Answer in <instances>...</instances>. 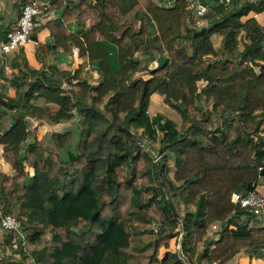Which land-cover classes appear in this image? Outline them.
Returning a JSON list of instances; mask_svg holds the SVG:
<instances>
[{
	"label": "trees",
	"instance_id": "16d2710c",
	"mask_svg": "<svg viewBox=\"0 0 264 264\" xmlns=\"http://www.w3.org/2000/svg\"><path fill=\"white\" fill-rule=\"evenodd\" d=\"M191 4L136 0L123 11L114 0H81L64 10L60 23L47 24L54 45L46 46L69 53L79 48L98 83L84 77L83 65L74 75H57L72 76L69 90L47 72L31 81L21 71L16 96L0 95V144L20 178L3 175L0 205L27 234L35 231L32 243L46 239L32 253L36 264H149L153 257L157 264H232L242 253L264 251V226L249 229L245 211L232 200L264 175V24L254 17L264 11V0L213 17L202 28ZM71 22L88 24L86 33L70 30ZM214 36L222 38L220 48ZM181 39L190 41L191 53L178 46ZM146 70L149 78L138 76ZM157 94L181 115L180 129L150 116ZM31 121H76V151L62 157L67 134L54 133L51 149L32 142ZM169 158L176 166L172 179ZM178 199L186 213H167ZM164 213L158 239L154 226ZM216 224L222 227L218 239L209 237ZM11 241L5 235L2 249ZM27 257L12 252L0 264H28Z\"/></svg>",
	"mask_w": 264,
	"mask_h": 264
},
{
	"label": "crops",
	"instance_id": "0c3cea01",
	"mask_svg": "<svg viewBox=\"0 0 264 264\" xmlns=\"http://www.w3.org/2000/svg\"><path fill=\"white\" fill-rule=\"evenodd\" d=\"M56 0H0V95L4 96H16L17 86L21 84V82L17 79L22 78L21 71L29 74V78L31 81L36 79L41 73L47 72L49 76H51L55 81L60 80L63 83V88L71 89L72 86L67 82L71 80L70 76H61L59 78L57 75L61 72H71V75H74L76 70L80 66H84L83 75L86 79L89 80L91 84H96L100 77L97 71H95V67L92 70L87 71V64L89 63L87 58H83L79 54V48L73 47L72 52L64 51L62 48L57 49H49L46 44L54 45L52 39L50 37V30L47 28V24L49 22L54 21L55 23H60L63 19V13L66 8H72L73 5L78 4L81 0H62V7L56 9L54 11L42 12L40 15L39 22V32L34 35V40L27 44L24 47H21L19 50L5 54L2 52V45L7 41L8 32L15 26L17 20L21 16L22 8L27 3H36L40 7L50 6ZM92 2H96L97 0H88ZM119 7L121 5H128L131 7L136 0H114ZM161 4L164 6H172L175 3V0H159ZM254 0H235L231 5H223V8L220 12H216L213 7H220L221 4L218 3V0H204L208 7L210 8V14L208 18L212 17H220L224 14L226 10L233 7L237 8L240 5H244L248 2H253ZM202 2V0H201ZM193 3V2H192ZM129 7V8H130ZM127 8V9H129ZM217 13V14H216ZM227 13V12H225ZM257 14V19L259 22L264 24V11ZM254 14V15H255ZM206 17V16H205ZM263 17V19H262ZM204 18V17H203ZM195 19L200 22L198 18ZM134 27L139 26V22L135 21L132 24ZM88 24L85 28H81L78 23L71 22L68 24V28L73 32L81 31L82 34H85L88 28ZM156 30V31H155ZM151 31L152 36L157 34V29L154 23H151ZM222 41V39H220ZM192 52V51H191ZM117 57L116 51L113 50L111 53V62L116 64ZM117 65V64H116ZM76 83V82H74ZM157 97H153L152 99H158L160 97L158 94ZM165 99V98H164ZM151 100V103L152 101ZM10 122L6 123V119L4 121L5 126H9ZM3 155V145L0 144V166H4L3 170H0L2 176L7 175L11 176V173H8L6 169H11V165L7 164ZM264 168V166H263ZM262 170V168H260ZM11 171V170H10ZM260 186V190L264 191V175L260 176L259 181L256 183ZM262 221V220H261ZM264 226V220L262 221ZM210 235H213L212 229L209 232ZM5 231L2 230L0 226V258H7L12 255V249L7 246L2 249L1 243L4 240ZM30 241V240H29ZM31 242V241H30ZM34 243L31 242V246ZM2 249V250H1ZM33 253V252H32ZM32 253L31 255H27L26 261L28 264L32 261ZM232 264H264V256H258L250 253H242L238 255Z\"/></svg>",
	"mask_w": 264,
	"mask_h": 264
},
{
	"label": "built area",
	"instance_id": "2783aa9c",
	"mask_svg": "<svg viewBox=\"0 0 264 264\" xmlns=\"http://www.w3.org/2000/svg\"><path fill=\"white\" fill-rule=\"evenodd\" d=\"M234 1L235 0H218V3L228 6ZM254 1L256 2L259 0ZM192 2L191 9L195 17L198 19L205 17L209 11L208 7L204 5L201 0H192ZM47 7L48 6L45 8ZM41 14L42 11L39 5L36 3H27L22 8L21 16L17 20L15 26L8 32L7 41L2 45V52L8 54L31 43L34 38L35 30L39 26L38 19ZM254 17L257 18V14H255ZM92 68V65L88 63L86 68L87 71ZM252 187V190L247 194L236 193L233 195L232 199L234 203L240 205L242 211H245L246 215L244 218L249 219V229L262 227V221L264 220V191L262 192L259 189L260 186L256 183H254ZM0 226L6 234L12 236L10 248L13 252L22 251L27 255H31L27 247V233L21 221L13 215L6 214L2 206L0 207ZM220 229L218 224L214 225L212 227L213 234L219 232ZM216 237L218 239V236H215V239ZM30 264H36L33 258Z\"/></svg>",
	"mask_w": 264,
	"mask_h": 264
},
{
	"label": "rangeland",
	"instance_id": "374dc122",
	"mask_svg": "<svg viewBox=\"0 0 264 264\" xmlns=\"http://www.w3.org/2000/svg\"><path fill=\"white\" fill-rule=\"evenodd\" d=\"M129 4L128 5H121V10H127V8H129ZM235 8L232 7L229 8L228 10H226L225 12H231L233 11ZM224 12V13H225ZM210 14V13H209ZM208 17V15L204 18H201L198 23V21H196V26L199 28H202L206 25H208V23L210 21H212V17L208 18L209 20H206ZM263 19V17H262ZM156 31V30H155ZM154 33L153 31H151V34ZM221 37L218 36H214V43L216 45L217 48H220L221 45ZM190 41L188 39H181L178 42V46H183L186 47L188 49V51L191 53V48L189 46ZM159 55H161V53H159ZM139 77L142 78H149L150 76V71L146 70L141 72L139 75ZM98 83V82H97ZM96 83V84H97ZM202 85L200 86V88H202ZM160 97H158V99H152V103H150V108H149V114L152 118H156L158 116H163L165 118V120H170L174 123V125L176 126L177 129H180L181 124H182V117L179 113H177L174 109H172L165 101L164 97L161 96L160 94H158ZM154 97H157L156 95ZM203 102H204V97H203ZM207 102L208 108L211 109L212 108V98L210 95L205 96V103ZM10 118H6V123L10 122L9 120ZM218 125L221 124V121H218L217 123ZM30 127L32 130V135H31V141L32 142H37L39 144H41L42 146L46 147V148H54V141H53V134L54 133H60L62 135L67 134L68 135V143L66 146L65 151L62 153V157L66 160L69 156V153L72 151H76V148L78 147V141H79V125L76 121H72V122H67V123H61V124H55V125H48L45 121H31L30 122ZM162 134H160L159 136L161 137ZM146 150H148L149 152L152 153L153 156H155L156 151L146 147ZM3 155H1L2 157ZM166 165V175L169 179H172L174 176V173L176 171V166H175V161L171 158H169L168 160H166L165 162ZM3 168H5L4 166H0V170H3ZM11 170V171H10ZM6 171L8 173H11V177H13L14 179H18V172L11 167V169H6ZM8 175V174H7ZM3 176L0 172V182L2 180ZM20 179V178H19ZM27 182L26 179L22 180V184L25 185V183ZM179 200V201H178ZM176 200V202L173 203V205L169 208L168 212H170L171 215H175V213H179L180 215H184L186 213V208L185 205L183 204V202L181 201V199ZM1 207V205H0ZM166 215L167 214H163V216L160 218V221L158 224H156L154 226L157 235V238L160 239L161 234H160V228L162 223L164 222V220L166 219ZM244 218V217H243ZM219 228H222L221 225H219ZM232 228V226L230 227ZM35 233V231H31V233L29 232L27 234V240H28V252L32 253L35 251H39L42 248H44V246L46 245V239H41L37 242H35L33 244V246H31V242L29 241V238ZM217 233H214L212 236L209 234V237L214 238L216 236ZM217 239V237H216ZM155 258L153 257L151 263L149 264H157V262H154ZM129 264H138L136 261H131Z\"/></svg>",
	"mask_w": 264,
	"mask_h": 264
},
{
	"label": "water",
	"instance_id": "95a60500",
	"mask_svg": "<svg viewBox=\"0 0 264 264\" xmlns=\"http://www.w3.org/2000/svg\"><path fill=\"white\" fill-rule=\"evenodd\" d=\"M212 242H210L211 244ZM182 245H183V240L180 241V244H179V251L182 250ZM255 255H258V256H264V251L263 250H257L254 252ZM185 261V260H184ZM186 263V261H185ZM187 264V263H186Z\"/></svg>",
	"mask_w": 264,
	"mask_h": 264
},
{
	"label": "clouds",
	"instance_id": "9594fccd",
	"mask_svg": "<svg viewBox=\"0 0 264 264\" xmlns=\"http://www.w3.org/2000/svg\"><path fill=\"white\" fill-rule=\"evenodd\" d=\"M92 69H93V68H92ZM92 69H91V70H92ZM13 216H14V215H13Z\"/></svg>",
	"mask_w": 264,
	"mask_h": 264
}]
</instances>
